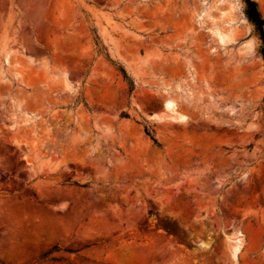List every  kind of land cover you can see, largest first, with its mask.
<instances>
[{"label":"rangeland","instance_id":"rangeland-1","mask_svg":"<svg viewBox=\"0 0 264 264\" xmlns=\"http://www.w3.org/2000/svg\"><path fill=\"white\" fill-rule=\"evenodd\" d=\"M0 264H264L243 0H0Z\"/></svg>","mask_w":264,"mask_h":264},{"label":"trees","instance_id":"trees-1","mask_svg":"<svg viewBox=\"0 0 264 264\" xmlns=\"http://www.w3.org/2000/svg\"><path fill=\"white\" fill-rule=\"evenodd\" d=\"M243 3H244L245 15L247 19L249 20V22L253 25L256 35L259 37V39L262 42V53L264 55V17L260 11L258 3L255 0H243ZM93 32H94V40H95L96 45L99 47V51H102V50L107 51V48L101 43V38L98 32L95 29L93 30ZM106 55L109 57V54L107 52H106ZM119 70L122 73L124 79L126 80L130 91L132 92L135 89L134 80L128 75L124 67L119 66ZM145 130L147 134H149L152 137V139L157 143V140L154 138V135H153L154 130L148 126L145 127ZM84 186H87V185H84ZM55 250L59 251V248L55 247L53 250L44 253L41 256V259L46 260L47 257ZM60 259L62 258H57V257L50 258L51 261H57Z\"/></svg>","mask_w":264,"mask_h":264},{"label":"bare ground","instance_id":"bare-ground-1","mask_svg":"<svg viewBox=\"0 0 264 264\" xmlns=\"http://www.w3.org/2000/svg\"><path fill=\"white\" fill-rule=\"evenodd\" d=\"M209 11V10H208ZM210 12V14H212V11H209ZM214 23V22H213ZM215 25H216V23H215ZM216 31H217V33L219 34V36H220V38H221V40L222 41H224L225 39H227L228 38V36H229V34L227 33V32H225L224 30H222V29H219L217 26H216ZM172 106V102L171 101H168L167 102V108H170ZM172 110H173V108H172ZM237 241V244L236 245H234V255L236 256L237 254H238V252L240 251V248L242 247V242H241V239L239 238V239H237L236 240Z\"/></svg>","mask_w":264,"mask_h":264}]
</instances>
